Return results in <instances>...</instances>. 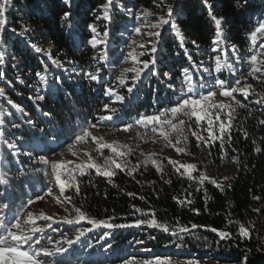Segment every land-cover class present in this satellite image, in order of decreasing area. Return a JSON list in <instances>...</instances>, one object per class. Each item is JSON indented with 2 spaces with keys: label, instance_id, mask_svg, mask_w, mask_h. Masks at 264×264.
Segmentation results:
<instances>
[{
  "label": "trees",
  "instance_id": "16d2710c",
  "mask_svg": "<svg viewBox=\"0 0 264 264\" xmlns=\"http://www.w3.org/2000/svg\"><path fill=\"white\" fill-rule=\"evenodd\" d=\"M104 2L72 0L71 6H66L62 0H11L6 12L4 43L0 45V51L4 52V62L0 64L4 76L0 78V88L5 92L0 96V113L4 114L5 121L0 125L5 134L0 142L1 209L3 212L8 208V211L17 212L24 207L30 194L39 201L38 197L53 188L52 181L46 176L49 165L44 164L40 157L48 158L66 148L83 128L90 124L109 127L134 124L132 132H135L138 127L135 121L139 117L159 115L175 106L180 100L185 68L190 70L197 93L203 95L213 91L217 80H226L234 86L241 74H247L241 83L242 86L251 84L252 90L248 96L237 95V100L246 107L232 103L235 118L223 144L219 140L211 144L197 140L192 135V120L182 117L186 119L184 128L187 129L183 134H187L188 139L178 146L186 147L197 168H203L193 175L205 170L209 176L225 172L229 179L221 183L223 190L208 181L202 186L198 185L177 173L166 157L155 155L153 159L162 164L163 171H159L150 162L143 163L148 156L138 158L133 151L127 159L135 164L129 165L140 166L132 174L128 170L116 169L115 175L108 178L96 174L94 169L84 176L77 172L80 192L76 193L74 188L65 191L67 196L72 197V203L67 201L68 204L73 208L81 207L92 218L131 224L142 216V213L132 214L135 205L144 211L151 209L158 222L166 223L170 229L187 226L190 231L178 232L173 236L170 232L147 225L137 230V227H129L103 228L91 233L86 231L80 241L72 245V252L66 253L63 259L70 264L77 256L75 251L81 254L80 251L86 249L83 255H97L102 262L108 259L113 264H123L125 259H132L131 251L135 250V247L131 248L132 245L142 240V246H147L151 252L142 253L144 258L140 259H145V255H151L153 249L158 247L161 253L212 258L224 263H240L246 254L249 264H264V124L259 122L264 120V103H257L264 96V81L248 75L254 47L264 51V47H261L264 46V37L258 35L257 44L251 43V31L264 18V0H248L245 9L237 7L238 0H210L214 14L224 17L223 28L227 39L219 47L226 49V54L213 51L214 25L203 0H164V4H159V0H113L112 20L97 21L95 16ZM169 4L173 7L172 22L186 38L184 47H180L175 31L165 25L154 54L157 63L150 64L138 82L129 78L125 85H119L115 76L124 54L122 47L129 42L133 27L145 22L144 18L137 19L136 13L149 10L154 15L148 18L157 22L160 16L166 15ZM66 10L72 13L68 21L61 18ZM90 24L96 25L99 33L97 39H106V45L93 47L88 43L95 35L90 31ZM24 29H28L26 35H19ZM105 30L109 33L107 38L103 37ZM192 40L197 42L196 45L191 44ZM32 43L51 51L52 58L49 59L43 52L37 53L31 47ZM147 45L146 51L139 49L144 53L138 56L140 61L150 60L153 55L150 52L151 44ZM233 45L238 51H232ZM105 54L107 58L100 60ZM216 55H222L231 68L225 67L221 72H216ZM97 68L101 69L100 81L89 80L85 73L94 72ZM204 68L210 71L205 72ZM37 72L46 75L47 84L39 80ZM153 72L158 74L153 75ZM260 74L264 75V71ZM133 85V92L129 94L127 87ZM108 86L124 95L125 101L113 102L112 98L106 96L104 92ZM38 95H44L45 99L37 100ZM105 104L109 105V109H116L115 114L104 110ZM15 105H19L23 111H18ZM44 113L51 115L45 116ZM101 115H111L112 119L100 120L98 117ZM221 117L226 119L223 114ZM174 123L178 124L179 119ZM115 134L120 135L118 132ZM8 144L16 147L10 149ZM257 147L261 152L255 151ZM84 149L100 159L94 154V148ZM237 158L239 163L234 162ZM169 180L171 183L167 182ZM197 187H200V191H196ZM5 190L10 192V197L3 196ZM254 196L260 199H253ZM186 199L192 200V203H178V200ZM5 203L9 205L6 209L3 208ZM229 220L233 223H229ZM193 224L205 227L193 229ZM239 225L249 229V237L239 234ZM66 226L57 223L45 228L44 234H37L41 244L51 248L52 243L59 242L67 247L66 239L75 240L77 231H68ZM211 227L230 231L233 235L229 239H222L217 232L210 230ZM109 232L111 235H107ZM96 236H104V240L90 245V242L96 241ZM152 236L155 239H151ZM49 239L52 241L50 244L47 243ZM127 244L130 251L125 253L122 250ZM109 245L111 251L106 252ZM53 258L60 259L61 256Z\"/></svg>",
  "mask_w": 264,
  "mask_h": 264
},
{
  "label": "snow or ice",
  "instance_id": "6c2138e0",
  "mask_svg": "<svg viewBox=\"0 0 264 264\" xmlns=\"http://www.w3.org/2000/svg\"><path fill=\"white\" fill-rule=\"evenodd\" d=\"M63 4L66 6H71L72 0H62ZM156 2V0H154ZM11 0H0V45L4 43L3 33L5 31V25L7 23L6 12L10 7ZM159 4H164V0H159ZM158 4V6H159ZM203 4L208 9V17L212 24L214 25V39L212 40L213 51L221 52L222 54H226V49H223L219 46L223 45L226 41V37L224 35V17L217 16L212 11L213 5L210 0H203ZM248 5V0H238L237 7L240 9H245V6ZM114 7L113 0H105V2L99 6L97 15L95 19L97 21L103 20L106 22H110L112 20L111 12L112 8ZM154 15L149 10H144L142 13L136 15L137 19L147 18L149 16ZM72 13L70 11H64L62 14V19L64 21H68ZM173 17V7L169 4L166 6V15L160 16L159 20L154 23L150 24L149 26L153 29H157L156 31L149 32L148 35L150 37H154L155 40L151 41V48L150 52L153 54L150 60L140 61L138 56L144 55L143 52L137 54L135 49L128 53V58L131 59L135 65L142 66H134L130 68L123 69L118 76H116V80L119 82V85L123 86L126 84L128 79L126 73H134L132 76V80L138 82L145 69H149L150 64L155 65L157 63L156 56L154 55L157 52V45L159 43V38L161 36V32L159 29H162L164 25H169L171 29H173L176 33V36L179 38L180 47H184L185 45V36L180 31L179 27L172 22ZM90 31L95 34L93 35L92 39L88 41L93 47L97 44H105L107 43L106 39H97L99 33H97V27L95 24L89 25ZM13 32L16 29H11ZM134 31L139 34L141 32V27H136ZM28 32V29H24L19 33V35L24 36ZM108 31L105 30L103 32V37L107 38ZM258 35L260 37H264V18H261L258 26L254 27V30L251 31V43L253 45L257 44ZM133 44L136 43L135 40L132 41ZM196 41L192 40L191 44L196 45ZM31 47L37 52L48 56L49 59L52 58L51 51H45L44 49L38 47L35 43L31 44ZM143 47V45H141ZM264 47V46H261ZM187 48H185V54H187ZM232 51H238L236 47L232 46ZM107 58L106 54L101 56L100 60H105ZM4 62V52L0 51V64ZM55 62V61H54ZM214 70L216 72H221L223 68L228 67L231 68V65L227 63V60L222 59V55H216L214 57ZM250 67L251 71L248 73L249 76H253L256 79H260L257 76V73H261L264 71V51L257 50L250 56ZM47 71V67H45V72ZM100 68H97L94 72H86L85 75L91 81H100ZM205 72H209V68H204ZM158 73L153 72V75H157ZM165 76L168 73H164ZM4 76V73L0 71V78ZM36 76L39 77V80L47 84V77L46 75L42 74L41 72H37ZM184 80L182 82L183 86L180 89L181 99L176 103L175 106L165 109L163 113L159 115H143L139 117L135 121V125H140L141 127L148 129L151 126V132L156 133L159 131V135L164 138L167 142V145L176 149L178 153H186V147H179L178 144L180 143V139L182 138L185 142L187 141L188 137L184 136V126L185 120L182 117H187L191 120L195 117V124L197 126L200 125L202 121L206 122V127L204 131L208 133L207 137L200 135L196 131H192V135L197 138V140H201L204 143L211 144L214 143L216 140H219L221 144H223L225 135L227 134L228 130L232 127V121L235 118V106L239 107H246V105L241 104L239 100H235L234 93H241L243 96H248L249 92L252 90L251 84H244L241 86V79L238 78L235 82V85L229 84L228 81L220 79L216 81L218 85V89L220 91V95L226 98H230L231 100L235 101V106L232 103H224V102H214L213 98L217 95L216 91H209L207 95L203 94H196L197 87L193 83V78L188 68L183 70ZM59 80V77L56 78ZM23 83V81H21ZM133 87H127V92L131 94L133 92ZM172 87V85H169ZM203 87V85H201ZM5 94L4 89L0 88V96ZM104 94L106 96L112 97L115 96L117 101L123 103L125 101V96L120 95L117 93L112 86H108L105 88ZM196 94V95H190ZM37 100L43 101L45 99L44 95H38L36 97ZM11 103V101H9ZM257 103H264V96L261 97ZM18 111H23L19 105H15ZM104 110L111 111L115 114L116 109L112 108L109 109V105H104ZM221 114H223L226 119H221ZM10 115V113H9ZM45 116H50V113H44ZM4 114L0 113V125L4 124L3 119ZM100 120H110L112 119L111 115H101L98 117ZM179 119V123H174L175 120ZM260 124H264V120L259 121ZM31 123V121H29ZM165 125L170 128L171 131L165 130ZM95 124H90L89 127L83 128L78 135L74 138V143L68 146V151L72 153L73 156H78V152L74 149L77 145H84L88 142L89 138L92 141L96 142L97 148L95 151L99 154V156H104L103 149H110L113 155L106 156L103 158V163H97V158H94L92 153L85 150L84 156L86 159L82 160L80 163H76L72 160H55L49 159L47 157H40L42 162L46 165L50 166V173L49 175L53 176L55 179L56 184L59 187L61 193H64L69 188H74L76 193L80 192L79 183L76 181V173L78 172L79 175L84 176L89 174V171L94 169L96 174L102 175L108 178H111L115 175V170H128L129 174H132L137 170L140 165L136 166H129V161L127 157L132 153V148L128 145H119L116 142L107 143L103 141V137H97L92 134L90 131L91 128H95ZM134 127V124H128L124 131H128ZM39 131L43 132L44 129H40ZM172 133H177L176 143H173ZM4 130L0 127V142L3 141L4 138ZM247 136V133H245ZM8 148L16 147L14 144H8ZM257 153L261 152V149L257 147L255 149ZM26 155H30V153H25ZM190 154V153H189ZM63 155V154H61ZM155 153L150 154L147 159L143 162L144 164L151 163L156 166L157 170L163 171L161 162L153 159ZM234 162L239 163V159L237 158ZM169 163L175 169L177 173H180L182 176H186L188 179L193 180L198 185L202 186L205 181H208L215 185L217 188L223 190V186L220 182H218L215 178H211L204 173H200L199 175L194 176L193 173L197 172V165L192 163H179L177 160H170ZM71 166V167H70ZM183 169V171H181ZM225 180L229 179V177H224ZM111 182V180H109ZM171 183V181H167ZM7 183V181H4ZM191 187V186H190ZM231 187V185H229ZM196 191H200V187L196 188ZM49 196L52 195L51 189L47 193ZM129 195L134 196V193H129ZM191 195V193H189ZM40 200L44 199V196L38 197ZM63 199L67 200L70 204L72 203V197L64 196ZM253 199H260L258 196H254ZM60 199L57 198V203H60ZM29 203H33V201H29ZM178 203L184 205L185 203L191 204L192 200H178ZM8 204H4L3 208H8ZM134 212L132 213L135 215L136 213H142L141 217H138L133 223L131 224H119V223H112L109 219H96L90 217L86 211L82 210L81 207L75 206L74 211L75 215L71 218L69 216L62 217V222L68 225H81L82 222H87L91 225V228L84 230L83 228L79 229L76 233L75 240L66 239L67 247L60 245L57 242V246L53 248L47 247L45 244H41L40 238L37 234H44L45 228H51L52 224L47 223L45 226H38L37 220L42 219L44 221H52L54 218L49 215H45L41 213L39 216L34 215L33 213L29 212L26 218H22V212H16L11 220H7L6 217L2 214L3 209H0V264H68V261L65 259L56 260L55 262L49 260L48 258H53L57 256H63L65 253L69 252V249L72 247L73 244L80 241V238L86 234V231L90 232L94 228H105V229H120V228H129V227H141L142 225H147L150 228L158 229L163 232H170L171 235L175 236L178 232H189L190 229L187 226H180L178 228H172L166 224L158 222L156 219L155 213L149 209L147 211L142 210L139 207L133 205ZM67 211V209H65ZM193 211L199 212L198 209H193ZM254 211H259V209H254ZM58 223L61 221H57ZM229 223H233V221L229 220ZM197 227H205L202 225H191V228ZM210 230L212 232H217L220 238L222 239H229L232 237V232L227 230H220L215 227H211ZM239 234L243 237H249L250 231L244 225H239ZM107 235H111V233H107ZM151 239H155L154 236L150 237ZM51 239L47 241V243H51ZM138 244H143L144 241L138 240L136 241ZM111 247V245H109ZM144 251L151 252V249H144ZM248 251H251L250 249ZM123 264H174L171 257L168 256H155L150 259L144 260H137L136 258L132 259H125ZM188 264H198L197 261H189ZM240 264H249V256L243 255V258L240 261Z\"/></svg>",
  "mask_w": 264,
  "mask_h": 264
},
{
  "label": "rangeland",
  "instance_id": "374dc122",
  "mask_svg": "<svg viewBox=\"0 0 264 264\" xmlns=\"http://www.w3.org/2000/svg\"><path fill=\"white\" fill-rule=\"evenodd\" d=\"M136 15H138V13H136ZM154 23H156V21H153V20L151 21L147 17L145 19L144 24L139 23L133 27L132 32L130 34L129 42L126 44V46L122 47L124 54H123V58L121 60V63L117 66L116 76H118L123 69L134 67V66H140V65H135L134 62L128 58V53L133 51V49H135V52L137 54L139 52L141 53V51H139V49L144 48L143 50L146 51V47L148 46L147 44H151V41L155 40L154 37H150L148 35L149 32L157 30V29H153L149 26L150 24H154ZM136 27H141V32L139 34H137L134 31V29ZM164 29H165V25L163 26L162 29H159V31L162 33V32H164ZM133 40L136 41L135 44L132 43ZM141 45H143V47H141ZM257 50H261V48L255 46L253 51H252V54H254V52ZM126 75L129 79V78H132L134 73L129 72V73H126ZM256 75L259 76L260 79H262L264 81V75H261L260 73H257ZM242 77L244 80V77H247V74H241L239 78H242ZM241 86H242V83H241ZM213 91L217 92V95L213 98L214 102H217V103H219V102L234 103L235 102L234 100H231L230 98H226V97H223L222 95H220L218 85L216 87H214ZM148 94H147V96H148ZM196 94H202V93L199 92ZM196 94H190V95H196ZM238 94H241V93L237 92V93L233 94L235 97V100H237ZM110 98L113 99L112 100L113 102H120V101H117L115 99V96L110 97ZM180 99H181V96H180ZM221 119H222V117H221ZM191 120L194 124V131L198 132L200 135H203L204 137H207L208 133L206 131H204V128L206 127V122L202 121L200 123V125L197 126L195 124V117H193ZM222 120H224V119H222ZM188 123L190 125V121H188ZM106 124H108V123L106 122ZM126 126L127 125H125V126H115V125L113 126V125H111L109 127L108 125L100 124L99 126H96L95 128H91L90 131L92 132V134L94 136L103 137L104 142H107V143L116 142L119 145H128L129 147H131L133 149V151L136 152L138 158H143L145 156L147 157L150 154L155 153V155H160V156L166 157L169 161L170 160H177V161H179V163L196 164L194 162V160L189 156L188 152L178 153L175 148L168 146L167 142L164 140V138L159 135V131H157L156 133L151 132V126L148 129H145V128L141 127L140 125H138V127L135 128L136 129L135 132H132V129H130L128 131H124ZM167 131H171L170 128H168ZM115 132L120 133V135L115 134ZM184 132H187L186 128H184ZM177 135H178L177 133H172L173 143H176ZM183 135L186 136L187 134H183ZM182 141L185 142L181 138L180 143H182ZM73 143L74 142H72L71 144H73ZM84 148H86V149L87 148L88 149L94 148V151H93L94 154H97L99 156V154L95 151V149L97 148L96 142L92 141L89 138V140L86 144L77 145L76 148L74 149L75 151L78 152V156H73L72 153L68 151V147H66L63 150L59 151L58 153H56L52 156H49L48 158L49 159H55V160H72V161H75L76 163H80L82 160L86 159V157L83 154L85 151ZM83 149H84V151H83ZM61 154H63V155H61ZM103 154H104V156H99L100 159L103 157H106V156L113 155V153L111 152L110 149H103ZM100 159H97L96 162L99 163ZM129 161L131 162V163L129 162L130 165L132 163L135 164L134 161H132V160H129ZM100 163H103V161H101ZM200 169L203 170V168L201 166L198 169V171ZM50 171H51V169L49 166L46 174L50 178V180L52 181L53 186H54L51 190L52 195L49 196L47 194L48 192L46 194L44 193V199L39 200L34 205H32V207L30 209H28V211L26 212V217H27L29 212L33 213L36 216H39L41 213H44L45 215L52 216L54 219L52 221H47V222L42 220V219H38L37 225L45 226L47 223H51L52 225H55L58 223L57 221H61V222H59V224H61L62 226L67 225L66 229L68 231H73V229H75L74 231H78L80 228L87 230L88 228H91L92 226L89 225L86 221L82 222L81 225H75V226L68 225V224H65L62 222V217L67 215L71 218L72 216L75 215V211H74V208L68 204L67 200L63 199L64 195L65 196H67V195L65 194V192L64 193L60 192L59 187L56 184L54 177L48 174V173H50ZM203 173L206 174L207 176H209V174L207 173V170L203 171ZM209 177L215 178L220 183H225L226 180L224 179V177H228V176L225 172H223V173L216 172V173H213L212 175H210ZM57 198L60 199V201H61L60 203H57ZM65 209H67V211H65ZM100 229H102V228H94L92 230V232H94V231L97 232ZM137 229L138 228H136V230ZM89 233H91V232H89ZM139 235H140V232H139ZM133 236L134 235H132V237ZM95 240L96 241L90 242V245L99 244L101 241L104 240V236H102V237L96 236ZM55 244H57V242L52 243L51 248L54 249L56 246ZM142 245L143 244H138V243H134L132 245L131 248L135 247L134 248L135 250L131 251L132 252V258H136L137 260H144V259H140V258H144L142 253L147 252V251H144V249H147V246L144 247ZM65 247H66V245H65ZM85 250L86 249H82V251H80V252L85 253ZM107 251H111V247H108L106 252ZM122 251H125V253H128L130 251L129 245L128 244L125 245L123 247ZM159 251H160V248H158V247L153 249V253H151V255H145L146 256L145 259H150V258H153V257L159 255V256L171 257L174 264H188L189 261H197L198 264H240V263H224V262L212 259V258L203 259V258H199V257L193 256V255L184 256V255H180L178 253H174V254H169V253H164V252L161 253ZM71 252L72 251L70 248L68 253L70 254ZM77 252L78 251H75V254H77ZM109 253L110 252H108V254ZM65 255H66V253L63 256H61L60 259L59 258H55V259L52 258V260L51 259H49V260L55 262L56 260L63 259L65 257ZM86 257L90 258V259H87L85 257H79L80 264H113L108 259H106L105 261L103 260V262L98 260L99 257H97V255H87Z\"/></svg>",
  "mask_w": 264,
  "mask_h": 264
}]
</instances>
